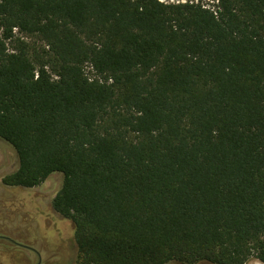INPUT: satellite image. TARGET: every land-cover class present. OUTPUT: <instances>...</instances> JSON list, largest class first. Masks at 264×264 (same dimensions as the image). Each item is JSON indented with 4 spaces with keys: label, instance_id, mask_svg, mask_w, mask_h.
<instances>
[{
    "label": "trees",
    "instance_id": "trees-1",
    "mask_svg": "<svg viewBox=\"0 0 264 264\" xmlns=\"http://www.w3.org/2000/svg\"><path fill=\"white\" fill-rule=\"evenodd\" d=\"M212 2L0 0L5 183L80 264H264V0Z\"/></svg>",
    "mask_w": 264,
    "mask_h": 264
},
{
    "label": "rangeland",
    "instance_id": "rangeland-1",
    "mask_svg": "<svg viewBox=\"0 0 264 264\" xmlns=\"http://www.w3.org/2000/svg\"><path fill=\"white\" fill-rule=\"evenodd\" d=\"M159 1L171 4L201 1L207 7H212L214 4L212 0ZM18 38L24 41V37L16 34L9 45L10 48L17 45ZM29 54H32L31 50ZM16 168L17 158L14 150L0 140V264H36L37 262V256L33 252L10 244L3 237L37 250L44 259H53V254L59 252L62 254L61 262L71 258L73 264H80L73 240L74 228L71 221L60 217L51 208V201L60 188L61 178L50 177L33 188L9 186L5 183L6 177ZM246 264L262 263L257 259H251Z\"/></svg>",
    "mask_w": 264,
    "mask_h": 264
},
{
    "label": "flooded vegetation",
    "instance_id": "flooded-vegetation-1",
    "mask_svg": "<svg viewBox=\"0 0 264 264\" xmlns=\"http://www.w3.org/2000/svg\"><path fill=\"white\" fill-rule=\"evenodd\" d=\"M3 239L6 241V242H9L10 244L14 245V246H20L22 248H24V250H27V251H31L33 252V254H35L37 256V262L36 264H73V261L71 258H67L65 260L62 261L61 257H62V254H60L59 252L57 254H53L54 258L51 259V258H43L41 256V254L33 249V248H30L28 246H25V245H22V244H19L17 243L16 241L8 238V237H3Z\"/></svg>",
    "mask_w": 264,
    "mask_h": 264
}]
</instances>
